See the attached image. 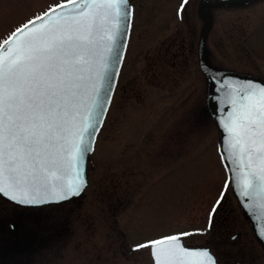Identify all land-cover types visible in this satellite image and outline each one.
I'll return each mask as SVG.
<instances>
[{
    "label": "rangeland",
    "instance_id": "1",
    "mask_svg": "<svg viewBox=\"0 0 264 264\" xmlns=\"http://www.w3.org/2000/svg\"><path fill=\"white\" fill-rule=\"evenodd\" d=\"M60 1L0 0V44ZM200 1L189 4L186 22L175 19L173 0L133 2L129 48L87 157L86 190L71 203L29 209L19 226L22 249L2 254L1 264H150L148 248L133 251L136 245L186 232L193 233L182 237L187 243L199 244L208 235L209 213L221 192L218 207L237 208L230 185L225 189L228 173L219 134L204 110L206 84L198 66L204 26L197 14ZM212 15L205 44L208 62L220 74L264 77V0L215 9ZM176 35L189 46L181 77H151L167 37ZM14 210L0 201L1 218ZM237 214L232 215L237 221L231 232L241 235L228 239V252L243 264H264V252Z\"/></svg>",
    "mask_w": 264,
    "mask_h": 264
},
{
    "label": "snow or ice",
    "instance_id": "2",
    "mask_svg": "<svg viewBox=\"0 0 264 264\" xmlns=\"http://www.w3.org/2000/svg\"><path fill=\"white\" fill-rule=\"evenodd\" d=\"M187 3L182 0L178 11ZM131 18L129 0H65L0 44V195L38 205L85 190L84 166L111 101ZM212 79L225 133L221 159L264 239V86ZM223 197L209 213V227ZM189 235L133 251L150 248L154 264H216L209 249L183 246L181 238Z\"/></svg>",
    "mask_w": 264,
    "mask_h": 264
},
{
    "label": "flooded vegetation",
    "instance_id": "3",
    "mask_svg": "<svg viewBox=\"0 0 264 264\" xmlns=\"http://www.w3.org/2000/svg\"><path fill=\"white\" fill-rule=\"evenodd\" d=\"M134 1L135 0H129V3L132 6L131 31L133 28V22H134V17H135V14H134L135 13V6L133 3ZM203 1L207 2L208 0H201V2H203ZM191 2H192V0H188V3L184 6L183 11L179 12L178 10L180 9L182 0H178L177 4H176V0H173L172 5H175L174 11H173L175 19L181 20V21L183 20V22H186L188 17L186 19V15H184V13L187 11L189 4ZM257 2H260V0H252L248 3H246L245 5L252 4V3L254 4ZM130 37H131V32H130ZM179 37L181 39L180 40L181 42L179 41L181 45L178 43V40H177V39H179ZM167 39L168 40L166 42L165 47L162 49V52L159 53L161 58L158 61V65L156 64V66H154L151 77L152 76L154 78L159 77V80L164 79L165 81H167V80L175 81L176 78L181 77V74H179V73L184 68V61L187 60V62H188L189 46L185 47L184 44L182 43L185 40V37H183V38L181 36L177 37V35H176L173 38L171 36H168ZM129 40H130V38H129ZM182 46H184V47H182ZM128 48H129V42H128L127 49ZM126 55H127V50L125 53V57H126ZM124 61H125V58H124ZM154 65H155V63H154ZM115 90H116V88H115ZM114 93H115V91H114ZM86 172H87V168H86ZM87 185H88V178H87ZM85 190H86V188H85ZM120 195H121V193H120ZM76 199L60 203L59 205L71 203L72 201H75ZM0 201H3V200L0 199ZM113 201H115V200H112L111 202H113ZM4 202H6V201H4ZM10 205L13 206L14 208H16V210L13 211L14 213L10 211V213H7L6 217L5 216L3 218L0 217V257L2 254L9 255V254L15 252L16 250H19L20 248H22V244H20L21 238L19 237V225H20V220L23 218V216L28 215L27 211L29 209H27V210L22 209L19 212H17L18 208L12 204H10ZM234 213H238L236 217L240 218L241 219L240 221H242L243 225L245 227H247L246 229L249 230L247 220L245 219L244 215L242 214V212L240 211V209L238 207L237 208H234V207L226 208V206L217 207L215 213L211 217V227H209V222H208V225H207V228H208L207 234L208 235L205 238V241H203L199 244H196V245H191V244H189V242L188 243L186 242L185 238H182L183 244L185 246L207 247L210 250V252L214 255V257L216 259V264H243L240 261L239 262L235 261L234 256L230 255V253L227 250L228 239L234 240L238 235H241L240 231L235 232V234H232V232H231L235 220L237 221V218H234L232 216ZM12 215L15 217V219L11 218ZM18 217H19V220L17 222V226H16L14 232H12L10 230V224H14L17 221ZM248 230H244V231L247 232ZM249 233L251 234L252 232H250V230H249ZM252 238H253V236H252ZM15 240H18L19 244ZM253 240H254V238H253ZM255 243L257 246H259L256 241H255ZM17 245H20L19 246L20 248L16 247ZM260 249L262 250V247H260ZM147 257L149 258L150 264H151L152 258H151L149 248H148V252H147ZM10 260H11V258H10ZM1 263H2V261H0V264Z\"/></svg>",
    "mask_w": 264,
    "mask_h": 264
},
{
    "label": "water",
    "instance_id": "4",
    "mask_svg": "<svg viewBox=\"0 0 264 264\" xmlns=\"http://www.w3.org/2000/svg\"><path fill=\"white\" fill-rule=\"evenodd\" d=\"M250 1H252V0H216L214 2H203L198 7L199 16L205 21V24H204L203 29L201 31L199 42H198V62H199V68H200L201 72L206 77V81H207L206 105H207V110H208L209 114L211 115V117H212V119H213V121H214V123L216 125V128H217V130L219 132L220 152H221V154H222V151H223L222 144H223V138L225 136V133L220 128V126H219V124L217 122V117L222 115V114L218 113V111H217V108H218L217 101L215 99H213V97L217 96L218 93L216 91L217 83L213 81L212 77H215L216 81H221V80H225V79L230 80V81H233V80H235V81H253V82H255L257 84H260L262 86H264V81L262 79L258 78V77H255V76L236 74V73H233V72H226L225 71V72H222V74H220L219 73L220 71H218L217 69L211 67L207 63L206 50H205V41H206L207 34H208V32H209V30L211 28V15L208 12H206V9H212V8L220 7V6H240V5L246 4V3L250 2ZM41 15H43V14H41ZM129 29L130 28H128V34H129ZM126 44H127V41H126ZM125 48H126V46L124 47L123 55H124V52H125ZM121 62H122V60H121ZM121 62H120V65H119V69H120V66H121ZM118 73H119V71H118ZM117 76H118V74L116 75L115 84H116V81H117ZM115 84H114V87H115ZM113 90H114V88H113ZM112 94H113V91H112ZM112 94H111V97H112ZM225 111H227V108H225ZM86 161H87V159H86ZM224 163H225L226 166H228V162L226 160H224ZM85 166H86V163H85ZM85 166H84V171H85ZM228 174L231 177L232 174H231L230 171H228ZM231 188H232V192H233L236 200L238 201V204H239L241 210L243 211L245 217L249 220V223H250V226H251V228L253 230L254 236L256 237V239L264 247V239H261V237L257 234V232H258V224L256 223V221L251 216H249V214L245 210L244 205L241 203V199L242 198L237 195V189H235L232 186V183H231ZM0 196L3 197L4 199L8 200L9 202H12V203H14V204H16L18 206H21V207H36V206H44V205H49V204H59L61 202L69 201L71 199H74V198L78 197V196H74V197H72L70 199L63 200V201H60V202H50V203H43V204H38V205H21V204H17L15 202L9 200L7 197H5L3 195H0ZM16 226H17L16 223L11 224L10 225V230L12 232H14ZM15 241H17V240H15ZM16 247H19V246L17 245ZM185 248H188V247H185ZM189 249H205V248L189 247ZM206 249H208V248H206Z\"/></svg>",
    "mask_w": 264,
    "mask_h": 264
}]
</instances>
